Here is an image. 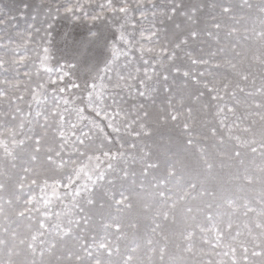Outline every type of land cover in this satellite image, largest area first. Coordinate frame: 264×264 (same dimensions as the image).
<instances>
[{"label":"rangeland","instance_id":"rangeland-1","mask_svg":"<svg viewBox=\"0 0 264 264\" xmlns=\"http://www.w3.org/2000/svg\"><path fill=\"white\" fill-rule=\"evenodd\" d=\"M239 14L247 26L240 49L247 59L241 69L249 80L241 82L240 103L228 116L231 138L211 113L197 121L188 137L191 145L176 135L151 141L137 137L132 105L145 99L121 93L117 100L129 115L119 132L105 121L107 140L93 135L81 145L75 138L79 132L70 133L63 147L50 133L37 151L34 133L41 129L35 122L21 128L15 103L10 108L0 98V264L10 259L16 264H80L91 260L86 249L102 264H232L242 246L251 253L252 245L260 244L264 97L259 92L264 67L252 56L264 51V40L255 11L242 9ZM18 20L23 27L24 20ZM26 71L19 68L21 80ZM230 79L235 83L236 77ZM211 126L218 128L215 137ZM170 161L176 169L171 176ZM101 242L106 247H99Z\"/></svg>","mask_w":264,"mask_h":264},{"label":"snow or ice","instance_id":"snow-or-ice-1","mask_svg":"<svg viewBox=\"0 0 264 264\" xmlns=\"http://www.w3.org/2000/svg\"><path fill=\"white\" fill-rule=\"evenodd\" d=\"M242 9L255 11L264 40V0L255 5L250 0H0V98L10 108L15 103L21 128L35 122L41 129L34 133L37 151L50 133L63 147L70 133L79 132L75 138L81 145L93 135L107 140L105 121L119 132L129 115L117 100L121 93L148 101L163 93L164 102L155 110L168 121L191 132L211 113L231 138L228 116L240 103L241 82L249 80L241 69L247 59L240 50L247 28ZM251 34L256 35L255 28ZM252 60L264 67V51ZM20 67L27 69L23 80ZM230 77H236L235 83ZM13 90L18 94L10 95ZM259 95L264 97V82ZM132 111L137 117L140 112L150 115L143 104L132 105ZM99 117L103 120L98 123ZM139 126L145 127L143 121ZM209 130L217 136L216 126ZM242 247L232 264H264V239L252 245L251 253Z\"/></svg>","mask_w":264,"mask_h":264},{"label":"clouds","instance_id":"clouds-1","mask_svg":"<svg viewBox=\"0 0 264 264\" xmlns=\"http://www.w3.org/2000/svg\"><path fill=\"white\" fill-rule=\"evenodd\" d=\"M163 102L164 94L160 93L153 101L144 100V102L141 103L146 106V110L150 112V115L145 118L143 112H140V115L137 117V121H143L145 127L141 128L139 126L137 132L141 133V137H145L149 141H151L154 137H162L164 135H176L178 138L183 137L188 140V137L191 136V132H185L179 127V125L174 124L172 121H168L166 117L162 116L155 110V108L161 106ZM169 127L173 129L172 132L166 131ZM148 133H150V135H148ZM187 145L189 144L187 143ZM148 147L150 148L151 145H148ZM147 154L150 153H146V155ZM175 171L176 169L174 164L169 162V176L173 175Z\"/></svg>","mask_w":264,"mask_h":264}]
</instances>
